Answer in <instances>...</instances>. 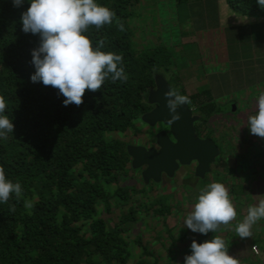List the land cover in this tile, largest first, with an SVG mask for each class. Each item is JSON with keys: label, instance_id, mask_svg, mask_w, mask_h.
<instances>
[{"label": "trees", "instance_id": "16d2710c", "mask_svg": "<svg viewBox=\"0 0 264 264\" xmlns=\"http://www.w3.org/2000/svg\"><path fill=\"white\" fill-rule=\"evenodd\" d=\"M144 1L97 0L115 16L100 29L90 26L86 35L93 47L102 41L101 51L122 57L127 79H107L100 90H86L82 104L65 107L58 89L30 80L35 71L31 52L40 37L21 30V13L29 4L15 8L11 0H0V97L14 124L13 133L0 140V167L23 189L20 199L13 195L0 204V264H129L132 241L142 244L131 232L136 222L131 201L142 191L122 185L132 170L127 141L116 134L135 130L149 110L146 97L154 76L164 75L173 62L165 45L134 43L132 22L140 17L136 11ZM202 1L177 0L181 6L190 3L198 29L206 27L201 25ZM225 3L233 11L264 14L256 0ZM188 98L200 106V114L214 108ZM118 206L127 213L120 209L114 219L109 215ZM170 210L163 206L152 212L164 217ZM141 249V257L151 255Z\"/></svg>", "mask_w": 264, "mask_h": 264}, {"label": "rangeland", "instance_id": "374dc122", "mask_svg": "<svg viewBox=\"0 0 264 264\" xmlns=\"http://www.w3.org/2000/svg\"><path fill=\"white\" fill-rule=\"evenodd\" d=\"M156 1L158 0H146L138 6L139 9L136 12L140 14V17L135 18L132 22V27L135 29L134 43L136 46L143 48L147 45H165L173 54L170 70L164 73L169 78L172 92L183 95L184 92L197 93L198 95L195 96L197 97L196 101L205 102L209 100L217 106L216 108L221 113H229L234 105L229 98L225 99L222 95L226 92L234 94V90L230 91L228 89L238 88V84L243 81L242 78L237 83L240 75L237 74L236 76L234 70L231 68L229 70L228 66L220 64L218 58H216L213 65L206 66L207 62L205 55L202 53L203 49L198 50L196 44L188 43L187 40L189 36H195V27L191 25L194 19L189 18L185 20L186 23L183 22L179 26L173 25L171 20L163 14L167 15L169 13L167 9L162 11L155 8ZM178 13L190 15L189 11L181 9V6L178 7ZM204 52L206 53V50ZM231 65L233 68L234 65L232 63ZM225 68L227 74L223 75L221 71ZM220 77H224L225 81L221 80ZM181 88L184 89V92ZM244 109V107H241L234 114V117L228 120L217 118L218 120H213L210 124L211 130L209 133L219 146L220 157L217 163L212 166V172L204 180L192 184L194 178L190 171L186 177L181 174L177 176L179 179H186L187 185L179 186L176 183L173 184L174 182L170 185L166 181L163 184L152 183L147 185L144 183L143 185L140 180L138 182L136 179L138 173L136 172V175H133L132 171V174L123 182V186H133L134 189L142 191L137 196L135 195L131 201L132 207L136 211V222L132 226L131 232L141 239L142 244H134L132 241L131 248L133 252L129 264H136L140 260L149 264H154L156 260V264H182L185 257V250H179L182 243L177 242V240L173 242V239H170L169 236L170 234H174V237L182 236L181 231L185 232V228L184 226L180 227V223L177 224L180 227L178 228L175 222L178 220L181 222V219H183L181 215L184 212L188 214L192 210L201 190L210 183H221L226 187L237 216L229 225H221L216 233L210 232L206 235L204 241L213 239L215 235L221 237L225 244L229 240H233V243L243 240L239 238L235 228L247 215L248 207L258 203L260 199L258 196L264 195V138L257 139L256 136L250 134L247 126L248 113ZM140 129V123L136 122L135 130L138 131L137 134L133 129L125 134H116V137L127 141V143L136 142L134 137L140 135ZM133 178L136 179V183ZM255 195L258 198H255ZM163 206L170 207V213L164 217L155 216L152 210H158ZM120 209V206L114 208L109 216L118 219L121 210L122 213H127V209ZM174 214L177 215V219ZM176 227L179 235L176 233ZM168 229L171 230L170 233H167ZM251 232L252 235L247 238V240L253 242V245L250 246L251 249L249 247L250 254L261 259V262L256 260L254 264H262L264 263V219L253 225ZM225 234L228 237L226 239ZM193 235L197 236L196 233ZM245 243L248 245L247 242ZM142 247L147 252L149 251L151 255L141 257ZM253 247L256 248L257 255H255ZM186 253L190 254L189 250ZM236 255L232 252L230 256L235 258ZM173 259L174 261H172ZM250 262L253 264V261Z\"/></svg>", "mask_w": 264, "mask_h": 264}, {"label": "clouds", "instance_id": "9594fccd", "mask_svg": "<svg viewBox=\"0 0 264 264\" xmlns=\"http://www.w3.org/2000/svg\"><path fill=\"white\" fill-rule=\"evenodd\" d=\"M26 2L29 7L21 13V30L40 37L39 47L31 52V64L35 69L30 76L32 83L42 82L44 86L58 89L66 107L82 104L86 90H100L107 79L112 82L127 79L121 66L122 57L101 51L102 41L93 47L86 35L90 26L100 29L111 24L115 16L112 10L98 4L97 0H11L15 8ZM256 3L264 8V0H256ZM165 96L170 113L190 102L186 95L171 91ZM255 101L257 111L247 116V126L250 134L264 138V91ZM5 108V101L0 97V140L14 130ZM177 119L179 116H172V121ZM13 195L17 199L22 197V185L8 179L0 167V204L7 203ZM258 197V203L248 207L247 215L235 228L241 239L250 237L252 226L264 219V195ZM25 207L31 208L32 204L26 201ZM236 216L226 187L210 183L201 190L183 223L192 233L206 236L216 233L221 225H229ZM190 253L184 257V264H238L237 258L228 254L224 240L217 235L201 243L193 240Z\"/></svg>", "mask_w": 264, "mask_h": 264}, {"label": "crops", "instance_id": "0c3cea01", "mask_svg": "<svg viewBox=\"0 0 264 264\" xmlns=\"http://www.w3.org/2000/svg\"><path fill=\"white\" fill-rule=\"evenodd\" d=\"M156 3L158 5L156 4L155 8H158V10L163 11L164 9L166 11L167 9L169 11L167 15L165 13L163 14L171 20L173 25H182L183 22L186 23L185 20L192 18L190 15H181L178 13V7L181 5L177 3V0H158ZM190 6L191 5L189 3L186 6H181V9L189 10ZM199 9H201L204 14L201 19V25L206 26V28L198 29L194 25V22H192V27H195V36H189L187 39L188 43L196 44L198 50L200 49V51L203 49L202 53L206 57V66L213 65L216 58H218L217 60H220V64H225L226 67L228 66L229 70H234V74L236 76L237 74L240 75L238 76L237 83L241 78L243 81L241 84H238V88L228 89L230 91L234 90L235 93L226 92L222 95V97H225V99L229 98L232 101V104L236 107L235 114L239 111V109H241V107L246 109H244V111L248 113V115L254 114L257 111L255 99L261 91H264V14L248 15L239 11H233L226 5L225 0H203ZM210 16L213 17L212 21L211 19L209 20ZM204 50H206V53ZM231 63L234 65L233 68ZM226 72V68L221 71L223 75H226ZM165 77L169 83V78L167 76ZM220 79L224 80V77H220ZM181 89L184 92V89ZM184 95L192 97L198 94L184 92ZM203 105L213 106L214 109L216 108V105L209 100L203 102L201 107ZM192 107L196 109L197 112L200 111V106L193 105ZM211 113L213 115L216 114V112L213 111ZM256 138L258 139L260 137L256 136ZM168 182L170 185L174 182L173 184L176 183L179 186L188 184L186 179H179L177 176L174 180ZM196 182H200V180L196 179L192 184ZM255 198L258 197L255 195ZM174 215L177 219V215ZM186 215L187 213L184 212L181 216L184 219ZM183 219H181V222L176 220L177 222H175V225L178 227L180 223V227H183ZM177 227L176 233L178 234ZM181 233L182 236L180 237H174V234H170L169 237L170 239H173V242L177 240V242L182 243L179 250H185V256L189 255L186 252H188V250L190 252V245L193 240L201 243L204 242V239H206L204 235H198V233H196L197 236L195 237V235H193L195 233H192L187 228H185V232L181 231ZM226 237L227 236L225 234V239ZM245 242H247L248 245H246ZM252 243V240L244 238L236 243H233V240H229L228 242L226 241L225 246L229 245L228 247L226 246L228 254L231 255L232 252L237 254L235 258H237L238 264H252L250 261H253L254 264V261H260L261 259H258L259 257H254V255L250 254L249 247L253 245ZM238 252L240 253L238 254ZM182 264H184V261Z\"/></svg>", "mask_w": 264, "mask_h": 264}, {"label": "water", "instance_id": "95a60500", "mask_svg": "<svg viewBox=\"0 0 264 264\" xmlns=\"http://www.w3.org/2000/svg\"><path fill=\"white\" fill-rule=\"evenodd\" d=\"M169 91L171 87L167 78L157 73L154 87L150 89L146 100L148 105H155V108L141 117L142 122L151 127L159 123L168 128L167 132L156 135L155 148L141 145L126 147L131 170H141V180L145 184L172 181L180 167H189L194 178L204 180L220 157L218 144L209 137L198 135L195 124L200 117L193 113L188 104L179 106L175 113L169 112L168 98L165 96ZM233 112L234 107L231 116ZM173 115L179 116V119L172 121Z\"/></svg>", "mask_w": 264, "mask_h": 264}, {"label": "flooded vegetation", "instance_id": "af4514ba", "mask_svg": "<svg viewBox=\"0 0 264 264\" xmlns=\"http://www.w3.org/2000/svg\"><path fill=\"white\" fill-rule=\"evenodd\" d=\"M146 100H147V97H146ZM187 104H188V106L190 108H192L193 113L200 117L199 121L195 124V128H196V131H197L198 135L203 137V138L209 137V138H211L214 141H215L214 137L209 133V131L211 130L210 124L212 123V121L213 120H218L217 118H219V120H221V119H227L228 120V119L234 117L235 110H236V107L234 105V112H233L232 116L230 115L231 110L229 111V113H227V112L221 113L220 111H218L219 110L218 108H215V109L213 108L210 111L209 115L208 114H199V112H197V110L194 109L192 107V105H190V102L187 103ZM148 106H149V110L147 112H145V113H148L152 109L155 108V105H151L150 104ZM212 111L216 112V114L213 115L211 113ZM145 113H143L142 115H144ZM142 115L137 120V122H139L140 126H141L140 135H137L136 137H134V140H136V142H131V143L128 142L127 146L130 145V144H134V145H141V146H144L146 148H153V147L155 148L156 145H155L154 139H155L156 135L158 133H160V132H167L168 128L166 126L162 125V124H159V123L155 124L154 126L151 127V126H149V125H147V124L142 122V119H141ZM136 172L138 173V176L136 177L137 181L139 182V180H140L141 183L144 185L143 181L141 180V176H140L142 171L141 170L133 171V175H136ZM189 172H190L189 171V167H180L178 172H177V176H179L181 174V175H184L186 177L187 173H189ZM133 179H134V182H135L136 179L135 178H133ZM165 181L168 182L169 180H163L162 183H164ZM149 184H152V183H149ZM149 184H147V185H149Z\"/></svg>", "mask_w": 264, "mask_h": 264}, {"label": "built area", "instance_id": "2783aa9c", "mask_svg": "<svg viewBox=\"0 0 264 264\" xmlns=\"http://www.w3.org/2000/svg\"><path fill=\"white\" fill-rule=\"evenodd\" d=\"M252 249H253V251H254L255 255H257L256 248H255V247H253ZM262 262H263V261H262ZM262 264H264V263H262Z\"/></svg>", "mask_w": 264, "mask_h": 264}]
</instances>
